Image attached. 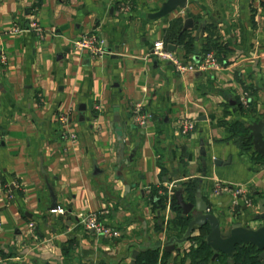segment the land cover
<instances>
[{
	"label": "crops",
	"instance_id": "obj_1",
	"mask_svg": "<svg viewBox=\"0 0 264 264\" xmlns=\"http://www.w3.org/2000/svg\"><path fill=\"white\" fill-rule=\"evenodd\" d=\"M166 1L0 0L3 264H130L134 250L137 264L144 251L155 264H224L211 248L209 260L201 255L208 229L176 241L187 229L174 223L182 210L155 197L170 184L201 189L224 230L262 225L254 218L264 159L236 139L264 116V0H189L188 30L185 10L151 18ZM89 33L105 41L104 56L74 48ZM182 34L194 39V55ZM159 40L184 64L214 52L220 67L181 74L152 54ZM138 106L152 115L145 124L134 120ZM185 121L193 124L187 133ZM49 183L63 213L51 211ZM241 186L253 207L233 208L229 190ZM94 212L121 237L85 228L81 217Z\"/></svg>",
	"mask_w": 264,
	"mask_h": 264
},
{
	"label": "water",
	"instance_id": "obj_2",
	"mask_svg": "<svg viewBox=\"0 0 264 264\" xmlns=\"http://www.w3.org/2000/svg\"><path fill=\"white\" fill-rule=\"evenodd\" d=\"M188 3L189 0H167L158 12L151 15V18L159 19L170 15L178 9L185 10L187 15L184 17V29H191L194 27V22L188 16ZM115 123L119 131L123 130V124H121L119 116L115 118ZM248 130V138L252 141L253 152L264 159V116L261 120L251 123L248 126ZM120 137L125 138L126 134H120ZM124 148L125 144L122 143L120 150L121 158L124 157ZM48 188L52 200L51 209H58L57 196L53 184L49 183ZM174 198L182 210V217L188 220L185 234L182 238L176 240L179 244L189 241L196 229H208L203 242H206L211 248L213 261L221 256H225L227 261L232 262L239 248L252 246L258 251V258L261 264H264V198L258 201L259 212L254 218L255 221L262 222L261 226L251 228L244 226L242 222L238 221L232 224L228 230H224L221 226L220 218L210 212L201 189H198L196 195L191 199L187 198L183 189H178L174 193ZM140 254L141 251L134 250L130 264H137Z\"/></svg>",
	"mask_w": 264,
	"mask_h": 264
},
{
	"label": "built area",
	"instance_id": "obj_3",
	"mask_svg": "<svg viewBox=\"0 0 264 264\" xmlns=\"http://www.w3.org/2000/svg\"><path fill=\"white\" fill-rule=\"evenodd\" d=\"M124 7L127 8L126 5ZM30 27L31 29L36 31L40 30L36 18L31 19ZM14 30L19 31L21 30V28L20 26H16ZM73 46L77 50L80 51L86 50L90 52L93 56H97V57H102L106 54L105 41L99 38V36L96 33L85 34L81 38L75 39L73 41ZM152 54L156 55L157 57L165 61L171 62L181 74L215 70L220 67L218 59L214 52L205 53L202 57V60L199 63L184 64L176 56L174 52L167 49L166 44L164 43V41L161 40L155 43ZM241 103L244 107H248V93L242 96ZM150 118H152V115L149 113L142 112L141 106L136 107L134 111L135 122L139 124H145ZM61 120L62 122L65 123L67 121V118L63 116L61 117ZM192 129H193V124L191 122L185 121L183 123L184 133H187ZM3 140L4 137L0 132V144L3 142ZM229 191H231L233 194V202H232L233 208H241L242 206L253 207L255 205V201L253 200L252 197H250L246 188L241 186ZM174 192H175L174 184H170L166 189L160 190V193L166 196L168 206H172ZM51 211L54 213L57 212L63 213V210L60 207H58V209H53ZM100 217H101V213L94 212L81 217L80 221L85 226V228H87L88 230H93L98 235H101L105 238H109V239L120 238L122 235L121 231L117 228L103 224L100 220ZM30 230H31L30 231L31 235L35 237L36 232H35V225L33 223H30ZM4 261H5L4 258L0 256V263H4Z\"/></svg>",
	"mask_w": 264,
	"mask_h": 264
},
{
	"label": "trees",
	"instance_id": "obj_4",
	"mask_svg": "<svg viewBox=\"0 0 264 264\" xmlns=\"http://www.w3.org/2000/svg\"><path fill=\"white\" fill-rule=\"evenodd\" d=\"M188 34H182L179 38V42L184 45L186 49L187 55H194L196 53V48L193 46V38L191 36H187ZM186 37H189V40L185 42ZM207 49V51H209ZM243 106V105H242ZM244 106L242 107V109ZM249 130L245 129L244 127L240 128L238 131V137L236 139V143L239 144V146L244 150H251L253 148L251 139L248 138ZM186 193L187 198H193L195 194V188L191 185H187L183 189ZM155 197H157V201H160L162 203H167V198L164 194H161L159 190H155ZM176 200L173 198L172 206H175ZM177 225H182L183 227L187 228L188 220H186L183 217H179L178 220L174 222ZM201 254L205 259L209 260L210 257H212V252L210 250V247L207 245L206 242L201 241ZM146 258L143 259L142 263L140 264H155L157 261V258L155 254L152 252H146ZM224 264H261L259 258H258V251L252 247V246H245L243 248H239L237 253L234 255L232 262L225 261Z\"/></svg>",
	"mask_w": 264,
	"mask_h": 264
}]
</instances>
